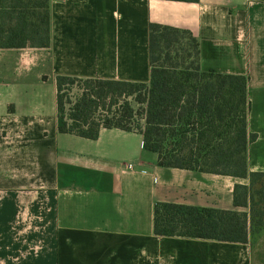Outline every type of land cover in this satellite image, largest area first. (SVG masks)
<instances>
[{"label": "crops", "instance_id": "crops-1", "mask_svg": "<svg viewBox=\"0 0 264 264\" xmlns=\"http://www.w3.org/2000/svg\"><path fill=\"white\" fill-rule=\"evenodd\" d=\"M50 46L0 48V264H264L246 243L154 232L158 201L248 211L249 178L166 167L143 135L58 129V74L150 79L149 24L189 29L200 66L248 77L250 171L264 172V0H49Z\"/></svg>", "mask_w": 264, "mask_h": 264}, {"label": "trees", "instance_id": "trees-1", "mask_svg": "<svg viewBox=\"0 0 264 264\" xmlns=\"http://www.w3.org/2000/svg\"><path fill=\"white\" fill-rule=\"evenodd\" d=\"M50 40L49 0H0V48L48 47ZM149 60L148 82L58 74L59 131L90 139L101 128L137 131L161 166L249 178L234 187L235 205L248 211L154 206L156 235L248 242L264 228V172L248 167V147L257 138L248 130V77L203 70L198 38L155 22ZM77 81L85 88L72 102L62 91Z\"/></svg>", "mask_w": 264, "mask_h": 264}, {"label": "rangeland", "instance_id": "rangeland-1", "mask_svg": "<svg viewBox=\"0 0 264 264\" xmlns=\"http://www.w3.org/2000/svg\"><path fill=\"white\" fill-rule=\"evenodd\" d=\"M84 88V84L77 81L74 85L66 84L62 93L65 94L67 100L74 102L82 94ZM131 102L135 104L133 99H131ZM67 106L69 107L70 103H67Z\"/></svg>", "mask_w": 264, "mask_h": 264}]
</instances>
